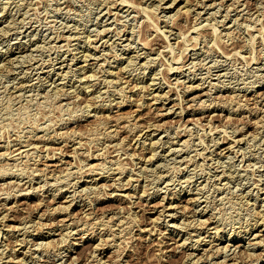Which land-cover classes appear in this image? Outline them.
I'll return each mask as SVG.
<instances>
[{
	"label": "rangeland",
	"instance_id": "1",
	"mask_svg": "<svg viewBox=\"0 0 264 264\" xmlns=\"http://www.w3.org/2000/svg\"><path fill=\"white\" fill-rule=\"evenodd\" d=\"M263 234L264 0H0V264H264Z\"/></svg>",
	"mask_w": 264,
	"mask_h": 264
},
{
	"label": "bare ground",
	"instance_id": "2",
	"mask_svg": "<svg viewBox=\"0 0 264 264\" xmlns=\"http://www.w3.org/2000/svg\"><path fill=\"white\" fill-rule=\"evenodd\" d=\"M172 2H173V1H172ZM172 2H171V3H172ZM123 4H124V2H123ZM213 4H214V3H213ZM124 5H125V4H124ZM210 5H211V4H210ZM210 5H208V6H210ZM217 5H218V4H217ZM118 6H119V5H118ZM130 7H131V6H130ZM123 8H124V7H123ZM207 8H208V7H207ZM177 10H178V9H177ZM146 12H147V11H146ZM168 23H169V22H168ZM204 24H205V23H204ZM156 30H157V29H156ZM189 30H190V29H189ZM194 31H195V30H194ZM198 32H199V31H198ZM97 34H98V33H97ZM144 42H145V41H144ZM142 43H143V42H142ZM227 44H228V43H227ZM142 45H143V44H142ZM232 51H233V50H232ZM231 54H232V53H231ZM90 57H91V56H90ZM85 59H86V57H85ZM84 63H85V62H84ZM59 68H60V67H59ZM184 79H185V78H184ZM207 80H208V79H207ZM175 82H176V81H175ZM167 86H168V85H167ZM199 88H200V87H199ZM201 94H202V93H201ZM161 95H162V94H161ZM196 96H197V95H196ZM194 97H195V96H194ZM194 97H193V98H194ZM196 98H197V97H196ZM191 101H192V100H191ZM167 113H168V112H167ZM152 128H153V127H152ZM150 132H151V131H150ZM223 133H224V131H223ZM38 137H39V136H38ZM108 137H110V136H108ZM33 138H34V137H33ZM76 138H77V137H76ZM241 138H242V137H241ZM66 140H67V139H66ZM78 142H79V141H78ZM113 143H114V142H113ZM185 143H186V142H185ZM169 149H170V148H169ZM141 150H142V149H141ZM21 151H23V150H21ZM17 152H18V153L15 154V155H20V151H17ZM23 152H24V151H23ZM201 152H202V151H201ZM27 153H28V152H27ZM24 154H25V153H24ZM21 155H22V154H21ZM8 156H9V155H8ZM25 156H26V155H25ZM19 157H20V156H19ZM13 159H14V158H13ZM15 159H16V158H15ZM15 159H14V162H15ZM94 159H97V158H94ZM16 160H17V159H16ZM99 161H100V160H99ZM186 161H187V160H186ZM14 162H13V163H14ZM95 162H97V161H95ZM95 162H94V164H95ZM15 163H16V162H15ZM98 163H99V162H98ZM8 164H9V163H8ZM94 164H92V165H94ZM92 165H91V166H92ZM96 165H97V164H96ZM91 166H89V167H91ZM98 166H99V165H98ZM98 166H97V167H98ZM100 166H102V165H101V162H100ZM66 167H67V166H66ZM95 167H96L95 165H94V168H93V166H92L93 170H95ZM99 168H101V167H99ZM61 169H62V168H61ZM96 169H98V168H96ZM116 169H117V168H116ZM116 169H115V170H116ZM118 169L120 170V168H118ZM43 170H46V169H43ZM63 170H64V169H63ZM63 170L58 171L59 173H57V176H58V174H60V173H61V176H62V175H63V174H62V171H63ZM66 170H67V169H66ZM69 170H70V169H69ZM91 170H92V169H91ZM93 170H92V172H93ZM99 170L101 171V169H99ZM113 170H114V168H113ZM115 170H114V171H115ZM119 170H118V171H119ZM36 171H37V170H36ZM87 171H88V170H87ZM97 171H98V170H97ZM118 171H117V172H118ZM64 172H66V171H64ZM67 172H69V171H67ZM67 172H66V173H67ZM70 172H71V171H70ZM93 173H94V172H93ZM97 173H99V172H97ZM118 173H119V172H118ZM118 173H117V174H118ZM50 174H51V173H50ZM50 174H48V175L46 174V175H47V176H50ZM54 174L56 175V172H53V173L51 174V176H53ZM64 174H65V173H64ZM68 174H69V173H68ZM88 174H89V173H88ZM88 174H87V176H88ZM55 175H54V176H55ZM65 175H66V174H65ZM66 176H67V175H66ZM72 176H73V175H72ZM80 177H81V176H80ZM89 177H90V176H89ZM46 178H48V177H46ZM49 178H50V177H49ZM52 178H53V177H52ZM59 178H60V177H58V179H59ZM53 180H55V179L53 178ZM56 180H57V179H56ZM165 208H166V206H165ZM254 211H255V210H254ZM94 219H95V218H94ZM97 221H98V220H97ZM98 222H99V221H98ZM93 223H94V222H93ZM102 223H103V222H102ZM263 235H264V234H263ZM263 235H262V236H263ZM259 236H260V235L257 234V235H254V236H252V237H253L254 239H256V238H259ZM260 238H261V237H260ZM260 238H259V239H260ZM262 238H263V237H262ZM262 241H263V239H262ZM257 242H259V241H257ZM260 242H261V241H260ZM209 249H210V248H209ZM233 261H234V262H233L232 264H235L236 262H238V264H239V263H241V264L243 263V262H241L240 260H239V261H238V260H233Z\"/></svg>",
	"mask_w": 264,
	"mask_h": 264
}]
</instances>
